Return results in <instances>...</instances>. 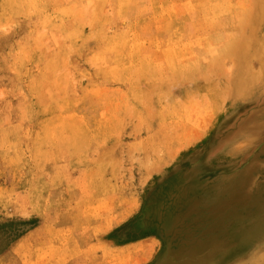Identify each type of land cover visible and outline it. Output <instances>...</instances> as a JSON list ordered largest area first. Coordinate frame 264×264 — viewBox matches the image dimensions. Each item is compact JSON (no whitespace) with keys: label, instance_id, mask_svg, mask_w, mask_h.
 <instances>
[{"label":"rangeland","instance_id":"374dc122","mask_svg":"<svg viewBox=\"0 0 264 264\" xmlns=\"http://www.w3.org/2000/svg\"><path fill=\"white\" fill-rule=\"evenodd\" d=\"M263 1L0 0V264L261 256Z\"/></svg>","mask_w":264,"mask_h":264},{"label":"bare ground","instance_id":"6f19581e","mask_svg":"<svg viewBox=\"0 0 264 264\" xmlns=\"http://www.w3.org/2000/svg\"><path fill=\"white\" fill-rule=\"evenodd\" d=\"M263 10H264V1H263V6H262ZM253 10V9H252ZM264 12V11H263ZM264 14V13H263ZM262 14V15H263ZM264 16V15H263ZM261 34V32H260ZM235 35V34H234ZM238 35V34H237ZM228 37V35H226ZM243 36V35H242ZM260 36V35H259ZM258 39V38H257ZM216 41V40H215ZM256 43H258V46L256 44L257 47H255V51L254 54L250 57H248L247 59H242V63L243 65H245V67L249 64L250 59H253L255 61H259L260 63H262V73H259L262 75L261 80L262 83H264V37L263 39H261V41H256ZM156 45V44H155ZM252 51V50H251ZM249 51V52H251ZM252 53V52H251ZM247 64V65H246ZM258 77V75H257ZM261 77V76H260ZM255 77H252V75H248V77L244 80V79H238L236 80L237 83H235V89L233 90L232 88V92L235 93V95H238L240 92H242L243 88L246 87L247 85H249L251 83L252 80H254ZM246 83V85L244 84ZM234 85V84H233ZM247 88V87H246ZM233 95V94H232ZM155 96V95H154ZM237 99V97H236ZM206 260H208L207 258H202V259H198L197 261L192 262L193 264H202L203 262H205ZM250 264H264V253L261 256H256L253 259V262H251Z\"/></svg>","mask_w":264,"mask_h":264}]
</instances>
